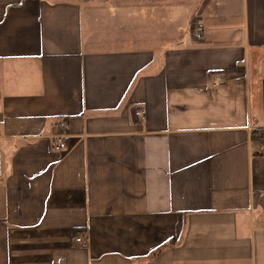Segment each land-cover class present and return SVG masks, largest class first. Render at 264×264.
<instances>
[{
    "label": "crops",
    "instance_id": "crops-1",
    "mask_svg": "<svg viewBox=\"0 0 264 264\" xmlns=\"http://www.w3.org/2000/svg\"><path fill=\"white\" fill-rule=\"evenodd\" d=\"M263 148L264 0H0V264H264Z\"/></svg>",
    "mask_w": 264,
    "mask_h": 264
},
{
    "label": "built area",
    "instance_id": "built-area-1",
    "mask_svg": "<svg viewBox=\"0 0 264 264\" xmlns=\"http://www.w3.org/2000/svg\"><path fill=\"white\" fill-rule=\"evenodd\" d=\"M203 32H204V22L200 18H197L194 24V31H193L194 37L196 39H201ZM222 79H223L222 76L216 77L217 82H221ZM136 113L141 118H144L143 110H137ZM58 127H59V132L52 137V142H53L52 144L54 150L61 151L64 148H66V138H68L69 136L70 125L66 120H61L59 122ZM260 153H264V148L260 150ZM75 241L83 246H86L88 239L86 235L80 233L77 236H75Z\"/></svg>",
    "mask_w": 264,
    "mask_h": 264
},
{
    "label": "trees",
    "instance_id": "trees-1",
    "mask_svg": "<svg viewBox=\"0 0 264 264\" xmlns=\"http://www.w3.org/2000/svg\"><path fill=\"white\" fill-rule=\"evenodd\" d=\"M195 21H196V19H195ZM195 21H194V24H195ZM258 131L261 132L260 130H256L254 133L257 134Z\"/></svg>",
    "mask_w": 264,
    "mask_h": 264
}]
</instances>
